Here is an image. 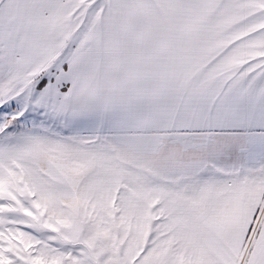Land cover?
<instances>
[{
    "label": "snow or ice",
    "instance_id": "snow-or-ice-1",
    "mask_svg": "<svg viewBox=\"0 0 264 264\" xmlns=\"http://www.w3.org/2000/svg\"><path fill=\"white\" fill-rule=\"evenodd\" d=\"M0 264H264V0H0Z\"/></svg>",
    "mask_w": 264,
    "mask_h": 264
}]
</instances>
